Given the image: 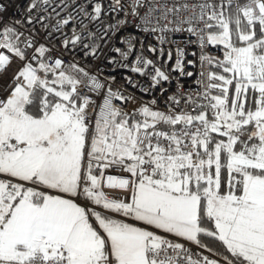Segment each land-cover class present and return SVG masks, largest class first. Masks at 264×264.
Listing matches in <instances>:
<instances>
[{"label":"snow or ice","instance_id":"obj_1","mask_svg":"<svg viewBox=\"0 0 264 264\" xmlns=\"http://www.w3.org/2000/svg\"><path fill=\"white\" fill-rule=\"evenodd\" d=\"M130 7L145 31L196 37L202 92L154 109L76 60L99 58L91 26L121 0H28L19 19L0 0V264H264V0ZM131 71L171 79L142 55Z\"/></svg>","mask_w":264,"mask_h":264},{"label":"built area","instance_id":"obj_2","mask_svg":"<svg viewBox=\"0 0 264 264\" xmlns=\"http://www.w3.org/2000/svg\"><path fill=\"white\" fill-rule=\"evenodd\" d=\"M7 5V12L5 13L6 19H19L22 18L25 5L28 0H2ZM111 0H104L107 5ZM150 0H145V4H148ZM163 2V0H161ZM169 4L174 0H167ZM188 3H197L198 0H187ZM121 3L125 5L124 10L118 13H112L105 17L104 24L97 23L92 27V31L96 33L95 44L98 46V59L92 57H85L83 52L78 51L76 54V60L81 65L87 64L90 69V74L96 75L102 82L106 79L114 90H120L129 96H134L137 101L148 104L151 100H156L154 109L166 110L167 105L165 100L168 96L177 94L178 85L182 86L181 91L186 95L200 93L203 91V86L198 84L197 81L203 79L207 83V77H201L200 66V54L201 50L196 42V37L189 35L187 32H164L159 29L155 32L145 31V27L151 28L156 24V20L153 19L151 25H145L142 23V17L147 12V7L138 9L139 17L131 15V3L132 0H121ZM125 12L129 14L125 16ZM156 16L161 15L160 12L155 13ZM126 23L120 25L114 32L109 31L107 35L104 34L108 24L116 25L118 21L125 20ZM179 19V17L177 18ZM167 21L161 20L160 27H162ZM185 27H187L185 25ZM163 36V41L161 37ZM134 38V39H133ZM131 39L134 44V49L127 60H124L118 53L114 51L119 47L122 51H127V44L121 43V41ZM41 41L43 42V35H41ZM59 43L58 41L56 42ZM154 48L156 51L152 52L149 48ZM177 48L183 50V62L184 71L192 72V76L181 75L179 71H174L175 61L177 59ZM207 53L213 56H219L216 49L209 46L206 49ZM195 53V55H193ZM169 54L171 59L169 60ZM138 55H142L146 59L152 60L156 66L161 67L170 76L169 82H163L162 88L157 86L152 87V81L149 76L140 75L131 71V67L134 66V60ZM67 61L70 57L65 56ZM115 62H110V61ZM192 61L193 63H188ZM18 64V62H17ZM13 65V69L17 66ZM127 65V67L122 66ZM204 70L212 71V66L205 65ZM146 73L153 71L151 66L145 69ZM11 74V70L10 73ZM115 77L113 81L111 78ZM131 81V83L129 82ZM147 90V91H144ZM88 90L85 89V92ZM91 94V93H89ZM97 102L100 100L97 97ZM182 107L187 106L184 102H181ZM138 107L136 103H128L126 109L131 112ZM191 110V108L189 109ZM112 196H122L123 193L114 190H106ZM193 253L198 250L195 246H191ZM207 254V253H205Z\"/></svg>","mask_w":264,"mask_h":264},{"label":"trees","instance_id":"obj_3","mask_svg":"<svg viewBox=\"0 0 264 264\" xmlns=\"http://www.w3.org/2000/svg\"><path fill=\"white\" fill-rule=\"evenodd\" d=\"M212 71L220 72L221 70L215 68L214 66H212ZM213 93H215V92H213ZM215 94H216V93H215ZM211 246H212V247H217V248L219 247V245H217V244H215V243H213Z\"/></svg>","mask_w":264,"mask_h":264},{"label":"rangeland","instance_id":"obj_4","mask_svg":"<svg viewBox=\"0 0 264 264\" xmlns=\"http://www.w3.org/2000/svg\"><path fill=\"white\" fill-rule=\"evenodd\" d=\"M213 94H215V93H213Z\"/></svg>","mask_w":264,"mask_h":264}]
</instances>
